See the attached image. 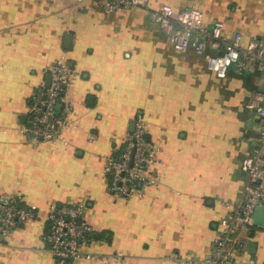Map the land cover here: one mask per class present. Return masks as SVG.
<instances>
[{
  "label": "crops",
  "instance_id": "crops-1",
  "mask_svg": "<svg viewBox=\"0 0 264 264\" xmlns=\"http://www.w3.org/2000/svg\"><path fill=\"white\" fill-rule=\"evenodd\" d=\"M188 5L209 27L225 19L231 41L264 38V0H149L114 11L99 0H0V193L40 212L0 240V264H57L42 240L54 202H81L96 229L93 256L69 264H200L210 253L224 201L244 194L243 158L263 128L249 103L264 70L232 65L221 77L192 48L176 51L152 10ZM61 58L72 68L64 141H30L29 99ZM138 112L159 150L158 183L143 197L113 195L103 166ZM254 227L239 264H264V226Z\"/></svg>",
  "mask_w": 264,
  "mask_h": 264
},
{
  "label": "built area",
  "instance_id": "built-area-1",
  "mask_svg": "<svg viewBox=\"0 0 264 264\" xmlns=\"http://www.w3.org/2000/svg\"><path fill=\"white\" fill-rule=\"evenodd\" d=\"M106 11L133 6L148 8L149 0H99ZM155 24L163 29L176 51L190 48L205 56L208 68L218 76H226L232 65L240 69L255 67L264 70V38L254 37L247 44L229 40L224 34L225 19H215L209 27L204 11L188 5L179 9L171 6L152 10ZM222 48L221 51L212 49ZM50 84L43 79L29 99L23 131L30 141L46 140L54 144L64 141L63 131L69 124L62 110L71 82L72 68L65 58L48 68ZM60 103V107L58 104ZM263 126L258 142L243 158L247 172L244 194L237 201H224L227 212L218 222L217 234L210 253L200 264H239L238 253L244 250L247 234L254 223L257 206L264 204V90L249 103ZM134 129L126 133L122 146L114 147L103 170L108 189L113 195L143 197L148 187L158 183L159 150L151 140L142 113L133 120ZM39 208L23 203L15 194L5 201L0 193V240L29 220L39 217ZM96 229L84 217L81 202H54L46 214V230L42 240L57 264H69L81 258H91L87 250L95 240Z\"/></svg>",
  "mask_w": 264,
  "mask_h": 264
},
{
  "label": "water",
  "instance_id": "water-1",
  "mask_svg": "<svg viewBox=\"0 0 264 264\" xmlns=\"http://www.w3.org/2000/svg\"><path fill=\"white\" fill-rule=\"evenodd\" d=\"M68 37L70 38L71 36L67 35V40H68ZM67 46H69V44H67ZM50 81H51V75L48 74L47 75V84H50ZM58 107H60V103L58 104ZM131 129H134V122L131 125ZM8 198L9 197H7V198L4 197V200L8 201ZM254 223L256 225L264 226V204L257 206L256 211L254 213Z\"/></svg>",
  "mask_w": 264,
  "mask_h": 264
},
{
  "label": "trees",
  "instance_id": "trees-1",
  "mask_svg": "<svg viewBox=\"0 0 264 264\" xmlns=\"http://www.w3.org/2000/svg\"><path fill=\"white\" fill-rule=\"evenodd\" d=\"M252 228H255L254 226Z\"/></svg>",
  "mask_w": 264,
  "mask_h": 264
}]
</instances>
